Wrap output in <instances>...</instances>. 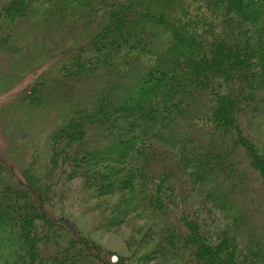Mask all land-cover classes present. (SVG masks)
<instances>
[{
	"label": "trees",
	"instance_id": "1",
	"mask_svg": "<svg viewBox=\"0 0 264 264\" xmlns=\"http://www.w3.org/2000/svg\"><path fill=\"white\" fill-rule=\"evenodd\" d=\"M39 1L0 0V21L28 18ZM176 1L104 0L86 11L103 8L99 23L60 41L55 75L21 99L40 109L70 97L46 140L44 178L54 190L78 179L96 197L117 193L107 211L148 217L143 239L156 245L143 261L264 264V205L248 206L244 183L255 172L264 185V155L244 128L264 108V0ZM2 159L4 264H127L54 214L61 195L42 196L34 161L22 181Z\"/></svg>",
	"mask_w": 264,
	"mask_h": 264
},
{
	"label": "rangeland",
	"instance_id": "2",
	"mask_svg": "<svg viewBox=\"0 0 264 264\" xmlns=\"http://www.w3.org/2000/svg\"><path fill=\"white\" fill-rule=\"evenodd\" d=\"M103 1L42 0L33 4L28 18L17 17L13 21H0V36L5 31L8 33L6 41L3 43L1 40L0 43V158L12 166L18 178L20 171L30 167L32 165L30 163L34 161L32 173L35 175L34 172L38 171L37 175L42 177V185L45 187V191L40 190V193L48 201L51 197L46 196L50 194L61 195V198H53L58 201L53 207V212L61 217L68 228L73 224V227L96 241L103 249L123 257L127 264H158L143 261L141 258L156 245L154 241L143 239L151 220L139 212L122 217L112 214L113 211H107V205L111 202L114 204L119 197L117 193L96 197L85 191L78 179L68 181L66 188L56 186L54 190V184L50 179L46 181L44 178L47 173L46 140L64 121L63 117L69 109L64 103H69L70 97L63 95L65 98L59 101L61 93L55 94L40 109L31 105L25 106L21 102L22 96L28 94L39 75L45 73L55 75L54 67L61 57L60 41L69 45L76 39L75 37L84 33L86 26L94 27L100 22L103 8L97 10L96 14L87 15L86 11L94 6L101 7L100 2ZM171 2L178 1L163 0L164 4ZM78 15L81 19L77 20V17H80ZM158 30L154 28L156 31L154 34L159 32ZM157 36L162 39L165 37L163 33ZM73 90L76 99L85 100L89 96V89L84 82H77ZM244 128L256 141L257 149L264 155V108L257 114L245 116ZM20 179L23 181V177ZM244 183L246 189L251 187L254 190L252 196L251 192H247L250 196L248 206L254 201L264 205V185L256 173L254 172L251 180L248 179ZM45 207L49 208L52 205L46 204ZM261 207L264 206H260V210ZM259 217L264 224V217ZM0 264H4L1 256Z\"/></svg>",
	"mask_w": 264,
	"mask_h": 264
}]
</instances>
